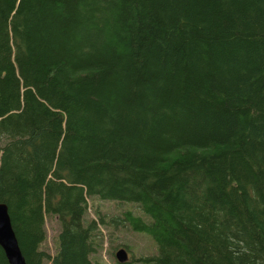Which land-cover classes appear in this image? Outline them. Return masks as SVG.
<instances>
[{
  "label": "trees",
  "instance_id": "obj_1",
  "mask_svg": "<svg viewBox=\"0 0 264 264\" xmlns=\"http://www.w3.org/2000/svg\"><path fill=\"white\" fill-rule=\"evenodd\" d=\"M0 203L26 264H264V0H0Z\"/></svg>",
  "mask_w": 264,
  "mask_h": 264
},
{
  "label": "rangeland",
  "instance_id": "obj_2",
  "mask_svg": "<svg viewBox=\"0 0 264 264\" xmlns=\"http://www.w3.org/2000/svg\"><path fill=\"white\" fill-rule=\"evenodd\" d=\"M91 209H88L87 212V217L85 216V221L88 222V219H93L95 217V212L97 210V203L91 204ZM110 205L106 204V209L107 213L109 214L112 213L113 211H110ZM121 228H118L114 231V236L115 238H118V231ZM44 232H45V237L46 240L44 244L42 245V248L51 256L56 253V248H55V242L58 238V235L60 234V226L58 221L55 218H45L44 220ZM98 236V240L100 242V245L96 247V254L94 258L98 262H103L106 264H115L114 262V251L116 249H112L115 247L117 244H121L123 240H125V236L123 235V232L121 231L119 233L120 239H116V244L112 243L109 241L107 238V235L104 231V235L101 232H96ZM132 241L131 244L129 245V249L131 251L132 257L134 260L141 258V257H146L150 255V252H148L146 249V245H148L147 241L144 240L143 237L140 235L134 233L132 236ZM127 240V239H126ZM153 249V247H151Z\"/></svg>",
  "mask_w": 264,
  "mask_h": 264
},
{
  "label": "water",
  "instance_id": "obj_3",
  "mask_svg": "<svg viewBox=\"0 0 264 264\" xmlns=\"http://www.w3.org/2000/svg\"><path fill=\"white\" fill-rule=\"evenodd\" d=\"M0 248L8 264H26L11 228L6 205H0ZM116 258L118 262L125 263L128 259L127 253L124 250H119Z\"/></svg>",
  "mask_w": 264,
  "mask_h": 264
}]
</instances>
